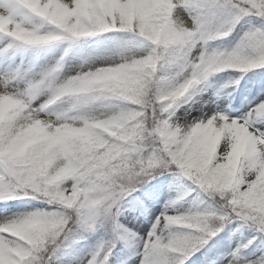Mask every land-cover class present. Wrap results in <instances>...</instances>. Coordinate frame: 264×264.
I'll return each mask as SVG.
<instances>
[{
    "label": "snow or ice",
    "instance_id": "6c2138e0",
    "mask_svg": "<svg viewBox=\"0 0 264 264\" xmlns=\"http://www.w3.org/2000/svg\"><path fill=\"white\" fill-rule=\"evenodd\" d=\"M0 9L6 12L0 15V89L8 90L0 95V220H12L17 226L63 211L49 203L41 178L60 185L67 170L57 169L55 175L45 177L46 168L52 165L51 145L38 150V138L19 128L17 121L32 111L31 107L25 109V98L36 100L42 85L63 69V57L82 50L81 45L95 41L97 47L121 56L147 48L156 61V95L189 81L195 65L210 54H223L252 70L264 69V0H168L163 8L159 0H0ZM161 13L167 25L178 32H186L180 17L188 22L195 33L194 49L163 55V47L151 30L153 18ZM77 22L79 29L72 31ZM221 29L228 34L211 38L210 31ZM237 29V39L230 48L212 47L213 42L231 37ZM51 49L61 54L44 65L16 60L28 51ZM98 75L74 77L79 88L71 97L58 101L72 105L66 118L90 120L97 108L126 104L118 81ZM240 75L243 78L238 84L221 83L216 90L217 98H227V107L204 98L205 80L192 84L171 109L156 106L155 115L149 109L153 124L159 118L157 132L161 135L129 165L135 172L129 173L127 182L120 178L126 161L113 160L105 171L115 193L78 215L71 211L72 219L64 216L66 226L45 231L35 241L0 232V264H128L129 260L137 264L136 258L138 264H264V218L258 216L254 203L264 188V168L247 170L246 182L236 197L230 193L226 198L251 202L252 207L244 210L235 202H224L221 209L216 203L219 197L214 200L207 185L192 175L193 168L208 170V155L198 130L217 120L226 121L229 128L235 126L234 121L247 127L255 134L253 148L264 158V71ZM17 85L19 91L15 90ZM237 90L244 98L240 108L231 102L239 103V96L233 95ZM169 117L171 128L164 123ZM106 138L112 145L122 144ZM141 177L150 182L140 183ZM169 177V199L155 215L150 209L158 197L153 182ZM68 183L82 186L75 175ZM32 200L48 207L14 211L18 206L14 201ZM173 209L192 219L183 225L166 220L165 216L176 214ZM141 217L150 220V228ZM198 217L203 223L194 227ZM98 235L90 250L83 253L78 246ZM118 254L126 258L114 261Z\"/></svg>",
    "mask_w": 264,
    "mask_h": 264
},
{
    "label": "clouds",
    "instance_id": "9594fccd",
    "mask_svg": "<svg viewBox=\"0 0 264 264\" xmlns=\"http://www.w3.org/2000/svg\"><path fill=\"white\" fill-rule=\"evenodd\" d=\"M66 2L72 3V0ZM167 3L168 0H159L161 8ZM0 15H6V12L0 9ZM180 19L186 32L171 29L162 13L153 18L151 30L163 47V55H173L187 48H195L193 29L188 27V22L182 16ZM79 27L77 22L71 30L76 31ZM227 34L223 29L218 33L214 30L209 32L213 39L218 35ZM80 47L89 50L84 54L72 51L63 57V69L42 85L36 100L25 98L27 101L25 109L31 107L32 111L28 112L26 117L21 115L17 121L19 128H26L38 138V150L42 152L51 145L52 165L46 168L45 177L55 175L57 169L67 170L63 184L60 185L49 184L46 178H41L43 190L50 197L49 203L59 205L63 211L26 222L21 226L15 225L12 220H0L2 233L35 241L45 231L60 228L61 225L66 226L64 216L72 219L69 214L71 211L78 215L82 209L94 207L97 201H102L115 193V189L107 183L108 173L105 171L113 160L123 158L126 161L120 178L127 182L129 173L135 172L134 166L129 165L149 146L155 144L161 135L157 132L160 121L158 118L156 124H153L152 116L148 114L149 109H152V115H155L156 106H163L164 111L171 109L187 94L192 84L209 81L217 73L231 71L243 74L252 70L246 64L229 59L223 54H210L195 65L189 81L156 95L153 91L156 87V61L151 58L147 48L133 50L121 56L97 47V42ZM200 55L203 56V53ZM90 73L99 74L98 78L117 80L126 104L97 108L90 120L79 116L66 118L72 111V105L66 101L64 103L58 101L63 100L65 96L71 97L79 88L80 82L74 77L87 76ZM242 78V75L230 76L222 84L229 86L238 84ZM168 83H171V79ZM15 90H20L18 85ZM5 91L8 90L0 89V95ZM213 95L216 96V92ZM132 105L136 107H131ZM164 111H161V116L164 115ZM170 121L171 117L164 121L169 128L172 127ZM33 122L35 127L32 126ZM233 124L235 126L229 128L226 127V121L217 120L198 130L202 146L208 155V170L193 168L192 175L207 185L211 190L208 194L214 200L219 197L216 203L221 209L224 202L228 204L235 202L244 210L252 207V203L238 198L235 200L226 198L230 193L232 197H236L240 187L246 182L245 178L249 174L247 170L255 169L257 166L264 168V158L261 157L259 149L252 146L255 134L236 121ZM12 131L15 133L17 129L14 128ZM106 137L122 141V144L112 145ZM221 147L224 149L223 152L220 151ZM74 175L79 178L82 185L79 188L73 183H68ZM139 182L147 183L150 179L141 177ZM69 188L75 190L68 191ZM60 193L62 195H58ZM254 203L258 216L264 218V188H261ZM173 211L176 214L171 217L165 216L166 220L183 225L192 219L185 212L177 209ZM202 223L203 218L198 217L193 226L198 227ZM100 264H103V261Z\"/></svg>",
    "mask_w": 264,
    "mask_h": 264
},
{
    "label": "rangeland",
    "instance_id": "374dc122",
    "mask_svg": "<svg viewBox=\"0 0 264 264\" xmlns=\"http://www.w3.org/2000/svg\"><path fill=\"white\" fill-rule=\"evenodd\" d=\"M213 47V45H212ZM61 54L60 50L58 49H51L48 52H45L44 54L41 55L39 59V63L41 65L47 64L54 59L58 58V56ZM28 55L25 56L24 53L18 55L16 57L17 62L24 60L27 62ZM221 83H219L220 86ZM215 84H207L205 87L207 88V91L203 94L205 99L211 98L212 100H215L217 104H222L224 107H227V98H217L216 96L213 95L214 92L219 88V86H214ZM234 108H240L241 105H233ZM184 111L183 108L180 109V112L182 113ZM234 115L236 114L235 112L233 113ZM155 185V190L158 192V197L156 200H154L150 204V209L152 212L155 213V215H159L160 212L163 211L164 209V204L167 202L169 199L170 191H169V184L171 183V178H161L160 182H153ZM32 207H27L24 210H18V211H25V210H30ZM140 219H143L146 224H148V227H151V222L149 219L141 217ZM154 219V217H152ZM136 223H139V220L135 221ZM121 258H126V257H121L119 254L117 257H114V261L121 259ZM137 264H138V258H136ZM128 264H133L132 260L128 261Z\"/></svg>",
    "mask_w": 264,
    "mask_h": 264
},
{
    "label": "trees",
    "instance_id": "16d2710c",
    "mask_svg": "<svg viewBox=\"0 0 264 264\" xmlns=\"http://www.w3.org/2000/svg\"><path fill=\"white\" fill-rule=\"evenodd\" d=\"M239 29H237V33H234L231 37L227 38V39H222V40H217L215 42H213V47H218V48H222V49H226V48H230L236 41L237 39V35H238ZM89 44H94L95 41H89ZM89 49H82V50H78L76 52V54H84L86 51H88ZM49 50H44V51H28L25 52V56L28 55V61H37L39 57L44 54L45 52H48ZM255 71H264V69H259V70H250L248 72V76H251L253 74V72ZM236 75H240V73L237 72H231V71H226V72H221V73H217L214 77H212L209 81H207L208 83H213V82H218V81H222L224 82L225 80H227L230 76H236ZM245 79H247V76L245 77ZM241 83H244V81H241ZM234 96H239V91L237 90V92L233 93ZM257 95H259V93H257ZM252 97H250L251 99ZM239 101L243 102L244 98L242 96H239ZM13 203L17 204L18 206L14 209V211H18V210H24L27 207H32V208H46L48 207L46 204H43L39 201H14ZM99 238L98 236H93L91 237L89 240L84 241L81 245H79L78 247L81 248L83 250V253H87L91 246L97 241V239ZM225 252L227 250H224ZM189 264H191V262H189Z\"/></svg>",
    "mask_w": 264,
    "mask_h": 264
}]
</instances>
